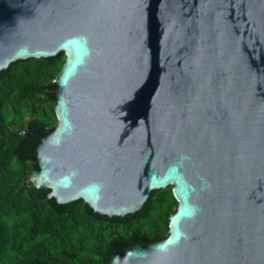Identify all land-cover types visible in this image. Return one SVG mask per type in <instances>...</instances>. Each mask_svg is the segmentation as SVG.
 I'll return each instance as SVG.
<instances>
[{
	"label": "water",
	"instance_id": "obj_1",
	"mask_svg": "<svg viewBox=\"0 0 264 264\" xmlns=\"http://www.w3.org/2000/svg\"><path fill=\"white\" fill-rule=\"evenodd\" d=\"M65 52L36 187L170 234L110 264H264V0H0V71Z\"/></svg>",
	"mask_w": 264,
	"mask_h": 264
},
{
	"label": "trees",
	"instance_id": "obj_2",
	"mask_svg": "<svg viewBox=\"0 0 264 264\" xmlns=\"http://www.w3.org/2000/svg\"><path fill=\"white\" fill-rule=\"evenodd\" d=\"M66 58L21 59L0 71V264H110L117 250L170 234L173 186L152 191L135 213L111 217L83 199L59 203L31 180L38 146L58 122L56 78Z\"/></svg>",
	"mask_w": 264,
	"mask_h": 264
},
{
	"label": "rangeland",
	"instance_id": "obj_3",
	"mask_svg": "<svg viewBox=\"0 0 264 264\" xmlns=\"http://www.w3.org/2000/svg\"><path fill=\"white\" fill-rule=\"evenodd\" d=\"M31 117H32V116H31L30 114H27V115L25 116L26 120H29ZM171 186H172V185H171Z\"/></svg>",
	"mask_w": 264,
	"mask_h": 264
}]
</instances>
